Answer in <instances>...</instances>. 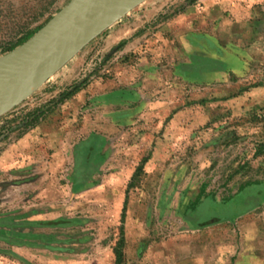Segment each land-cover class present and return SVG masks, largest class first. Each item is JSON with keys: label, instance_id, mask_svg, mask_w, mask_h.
Masks as SVG:
<instances>
[{"label": "rangeland", "instance_id": "374dc122", "mask_svg": "<svg viewBox=\"0 0 264 264\" xmlns=\"http://www.w3.org/2000/svg\"><path fill=\"white\" fill-rule=\"evenodd\" d=\"M68 1L0 0V58ZM203 2L159 0L132 53L105 30L0 117V264H177L208 237L264 264V0Z\"/></svg>", "mask_w": 264, "mask_h": 264}, {"label": "water", "instance_id": "95a60500", "mask_svg": "<svg viewBox=\"0 0 264 264\" xmlns=\"http://www.w3.org/2000/svg\"><path fill=\"white\" fill-rule=\"evenodd\" d=\"M145 1L69 0L26 41L0 58V117Z\"/></svg>", "mask_w": 264, "mask_h": 264}, {"label": "crops", "instance_id": "0c3cea01", "mask_svg": "<svg viewBox=\"0 0 264 264\" xmlns=\"http://www.w3.org/2000/svg\"><path fill=\"white\" fill-rule=\"evenodd\" d=\"M201 1H204L203 3L205 5V7L203 8V11L208 13V15H213L214 12L216 14V13H219L221 9H224V7H222L221 5L226 4L227 2L232 1V0H201ZM158 2L159 0H147L145 3H143L140 9L136 8L132 10L127 15H125L121 20L117 21L115 24H113L110 28H108L102 34L106 36L105 37L106 44L108 43L117 44V43H120L121 41H127V44L121 50L114 52V54L120 55L121 53H127V52L132 53L138 49L137 43H138L139 38L137 37V34H135L136 30H134L132 26H134L135 28L137 24L136 23L137 20L140 21L142 17H145V15L146 16H150V14L155 15V13L161 10L162 6ZM143 7L144 9H142ZM149 7H151V9H149ZM141 9L144 10L143 13ZM189 10L194 11V8H189ZM139 11L141 12L138 13ZM59 128L60 127L50 126L48 129L46 130L44 129V130L45 132L52 133V132L57 131ZM80 130L82 131V128L81 129L79 128L78 132H80ZM70 131L72 132V130ZM34 132H35V129L31 130L30 133H34ZM68 133L70 132L68 131ZM28 137L29 136L27 135L24 136L23 139H21V141L24 139L28 141ZM210 224H214V222L207 223L206 226ZM201 241L199 240L198 242H192V243H194L199 248L205 246L203 247L204 254H201V255L196 254L192 256V258L181 260L177 264H230V259L228 258V255L226 254L223 255V258H220V259L217 258L219 255L217 254V251H218L216 248L217 243L214 237L213 238L208 237L204 243ZM240 241L241 242H239V249L243 251L244 250V240L242 239ZM231 248L232 246L230 247V249ZM230 255L233 257L235 254H230ZM243 255L244 254H238L233 264H243L244 262L242 261ZM248 260L251 262V264H260L256 258L251 257V258H248Z\"/></svg>", "mask_w": 264, "mask_h": 264}, {"label": "trees", "instance_id": "16d2710c", "mask_svg": "<svg viewBox=\"0 0 264 264\" xmlns=\"http://www.w3.org/2000/svg\"><path fill=\"white\" fill-rule=\"evenodd\" d=\"M39 29V28H38ZM32 34H29L27 38H29ZM26 38V39H27ZM11 49V48H10ZM224 65L221 64L218 61H214V60H199V61H194L191 65L187 66L188 71L190 70V72H196V74L198 75L197 78H201L203 72L207 71V70H222L224 67ZM94 147L93 145H87L88 150L91 148L93 150ZM117 262L120 261L121 258V254L120 252H117Z\"/></svg>", "mask_w": 264, "mask_h": 264}]
</instances>
